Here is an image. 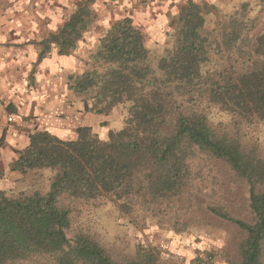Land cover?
Masks as SVG:
<instances>
[{
    "label": "trees",
    "instance_id": "trees-1",
    "mask_svg": "<svg viewBox=\"0 0 264 264\" xmlns=\"http://www.w3.org/2000/svg\"><path fill=\"white\" fill-rule=\"evenodd\" d=\"M96 2L85 0L45 40L40 58L51 45L60 55L75 52L96 21ZM241 10L210 32L212 8L188 1L170 20L172 47L157 58L131 17L111 25L90 56L91 69L71 77L69 89L97 115L127 105L124 126L108 139L89 127L78 128L73 141L46 131L29 136L11 171L54 176L46 193L0 190V264H158L154 255L115 259L73 230L72 205L108 199L127 215L140 204L154 215L166 207L179 216L177 207L200 193L192 163L202 158L226 164L246 187L253 222L234 217L217 190L207 209L246 235L239 264H264V153L243 138L244 126L264 125V14ZM212 107L231 122L214 127Z\"/></svg>",
    "mask_w": 264,
    "mask_h": 264
},
{
    "label": "crops",
    "instance_id": "crops-1",
    "mask_svg": "<svg viewBox=\"0 0 264 264\" xmlns=\"http://www.w3.org/2000/svg\"><path fill=\"white\" fill-rule=\"evenodd\" d=\"M188 1L97 0L98 18L76 51L60 55L51 45L40 58L45 40L62 28L85 0H0V98L9 111L25 120L0 143L1 181L9 187V178H20L11 165L29 147L31 134L46 131L60 140L73 141L80 127L91 128L102 139H107L110 131L121 130L112 115L86 109L85 100L69 89L70 78L91 69V52L114 22L131 17L144 27H167L168 19L178 15ZM191 1L209 5L211 16L217 19L245 7L252 16L264 14V0ZM0 190L5 191L2 186Z\"/></svg>",
    "mask_w": 264,
    "mask_h": 264
},
{
    "label": "rangeland",
    "instance_id": "rangeland-1",
    "mask_svg": "<svg viewBox=\"0 0 264 264\" xmlns=\"http://www.w3.org/2000/svg\"><path fill=\"white\" fill-rule=\"evenodd\" d=\"M96 5L97 3L94 10L97 20ZM227 15L222 14L217 19L215 15L209 14L207 30L210 32L215 30ZM175 16L177 15L171 18ZM171 18L168 19L169 25L161 28L154 24L150 27L138 25L132 18L135 26L144 34L146 46L154 58L163 55L173 45L174 31L169 27ZM208 112L210 123L214 127L228 125L231 122V117L218 108H209ZM127 113L128 106L120 105L110 115L122 129ZM243 133L245 144L255 145L264 153L263 124L244 126ZM192 165L196 173L194 184L200 189V193H193L189 201L177 207L178 211L182 210L179 216L171 209L165 210L166 207L163 212L154 215L148 213L145 206L140 204L134 207L132 215H127L120 208L121 203L100 199L88 204L72 205L73 230L93 237L119 261L141 260L154 255L158 259V264H196L197 260L193 259L199 252H215L218 254L219 264H239L240 245L246 239V235L237 225L211 214L207 206L216 198L217 190L220 196L227 199L228 210L234 217L253 222V217L248 211V191L235 180L226 164L222 162L202 158L194 160ZM17 173L21 175L20 178L18 180L9 178L11 183L9 187L1 181L3 177L0 176V187L2 186L9 195L30 194L37 190L46 193L54 176L50 170L31 172L28 175ZM214 180L216 182L220 180L218 186L214 184Z\"/></svg>",
    "mask_w": 264,
    "mask_h": 264
},
{
    "label": "built area",
    "instance_id": "built-area-1",
    "mask_svg": "<svg viewBox=\"0 0 264 264\" xmlns=\"http://www.w3.org/2000/svg\"><path fill=\"white\" fill-rule=\"evenodd\" d=\"M24 121L22 115L9 111L8 106L0 98V143ZM193 260H197L196 264H219V257L215 252H199Z\"/></svg>",
    "mask_w": 264,
    "mask_h": 264
}]
</instances>
